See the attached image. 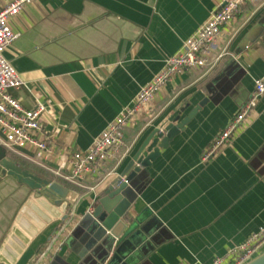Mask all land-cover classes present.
Masks as SVG:
<instances>
[{"label": "crops", "instance_id": "0c3cea01", "mask_svg": "<svg viewBox=\"0 0 264 264\" xmlns=\"http://www.w3.org/2000/svg\"><path fill=\"white\" fill-rule=\"evenodd\" d=\"M12 1L0 0V8ZM221 2L39 0L12 19V30L21 36L5 58L25 86L11 94L28 110L38 102L47 109L39 137L52 154L41 163L58 170L73 154L86 152ZM263 77L264 0H259L257 5H245L224 30L210 67L175 77L156 95L148 112L125 128L120 154L87 177L84 183L89 190L80 189L84 197L77 204L72 229L80 213L92 211L111 177L127 167L153 131L180 113L184 118L209 98L148 169V183L132 218L149 210L151 216L142 225L157 217L172 238L143 264H212L260 231L264 227V98L229 145L211 161L204 155L248 102L255 81ZM24 152L37 159L35 150ZM29 196L30 191L14 179L0 178L1 261L27 264L50 233L51 227L19 259L14 258L24 239L7 242V238ZM71 233L67 229L61 235L50 264L58 256L69 264L82 263L77 253L66 245L60 247Z\"/></svg>", "mask_w": 264, "mask_h": 264}, {"label": "water", "instance_id": "95a60500", "mask_svg": "<svg viewBox=\"0 0 264 264\" xmlns=\"http://www.w3.org/2000/svg\"><path fill=\"white\" fill-rule=\"evenodd\" d=\"M241 53L240 49L237 54ZM208 102L209 98L195 106L184 118L180 113L171 123L153 131L127 167L111 177L103 190V196L95 199L92 211L80 213V220L74 229L72 224L75 210L84 192L51 174L43 173L32 164L22 163L0 144V178L14 179L30 191L29 199L19 212L7 238V242L14 237L24 239L25 243L14 254V258L19 259L36 237L51 227L46 241L37 247L27 264H37L66 228L72 233L61 246L66 245L77 253L82 260L81 264H143L164 240L172 238L169 229L157 217L142 225L144 219L151 216L149 210L138 218H132L134 206L148 183V169L161 156L162 150L168 149L173 140L186 130ZM220 152L208 160L211 161ZM255 164L258 166V160ZM0 264L11 263L0 260ZM51 264L69 263L58 256ZM243 264H264V248Z\"/></svg>", "mask_w": 264, "mask_h": 264}, {"label": "built area", "instance_id": "2783aa9c", "mask_svg": "<svg viewBox=\"0 0 264 264\" xmlns=\"http://www.w3.org/2000/svg\"><path fill=\"white\" fill-rule=\"evenodd\" d=\"M39 0H13L0 8V144L12 156L28 161L29 164L71 184L89 190L84 183L89 175L115 160L124 147V130L141 113H147L156 95L175 77L184 71L207 69L213 64V58L219 48L223 32L231 26L245 5H257L259 0H222L208 21L181 48L180 52L166 60L164 69L139 93L134 102L125 107L112 121L86 152L73 154L63 162L58 170L46 167L42 161L51 159L52 149L39 134L42 131V119L47 109L38 102L32 110L24 108L11 94L25 86L17 71L6 60L5 53L20 38L10 22L29 5ZM264 97V77L255 81V88L245 106L215 140L204 155L208 160L213 154L229 145L232 135L256 109ZM35 150L37 159H32L24 151ZM68 171V174H66ZM64 229L53 241L37 264H50L49 258ZM61 247V245H60ZM264 248V227L253 234L245 243L229 249L224 257L217 258L212 264H243Z\"/></svg>", "mask_w": 264, "mask_h": 264}, {"label": "trees", "instance_id": "16d2710c", "mask_svg": "<svg viewBox=\"0 0 264 264\" xmlns=\"http://www.w3.org/2000/svg\"><path fill=\"white\" fill-rule=\"evenodd\" d=\"M16 158V157H15ZM43 173H45V174H48V173H46L45 171H42Z\"/></svg>", "mask_w": 264, "mask_h": 264}]
</instances>
